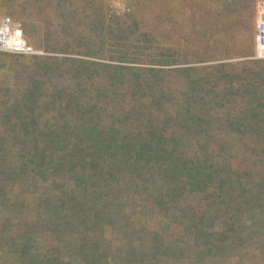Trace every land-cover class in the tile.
I'll use <instances>...</instances> for the list:
<instances>
[{"label": "trees", "instance_id": "1", "mask_svg": "<svg viewBox=\"0 0 264 264\" xmlns=\"http://www.w3.org/2000/svg\"><path fill=\"white\" fill-rule=\"evenodd\" d=\"M104 42L106 38L100 41L101 52ZM137 54H125L116 64L95 62L98 100L90 102L87 95L77 109L63 106L62 95L54 100V113L44 118L53 128L33 138L48 145L0 147V197L17 184L27 194L24 206H33L38 219L56 231L38 258L27 229L35 227H28L34 221L20 222L11 215L8 221H19L25 232L0 237V257H15L7 264H69L63 258L74 248L82 257L93 256L97 246L91 227L105 219L126 231L123 218L135 209L148 214L141 242L128 240L130 251L121 257L119 250L120 260L112 254L99 259L102 263L79 264H163L164 258L190 263L193 255L227 256L235 263L264 255V145L242 142L247 134L261 139L264 118L223 113L222 96L217 100L220 113L213 115L207 112V99L168 100L155 79L158 70L132 63ZM151 55L156 56H146ZM88 70L83 69L90 79ZM58 87L54 93L69 94L72 102L73 91ZM35 99L37 106L39 97ZM61 108L72 112L59 116ZM39 116H32L34 123L39 124ZM20 121L26 123L22 116ZM70 138L73 145H56ZM9 195L0 200V214L10 209ZM184 238L191 246H179ZM117 249L124 252L123 243ZM138 252L142 261L128 259Z\"/></svg>", "mask_w": 264, "mask_h": 264}, {"label": "rangeland", "instance_id": "2", "mask_svg": "<svg viewBox=\"0 0 264 264\" xmlns=\"http://www.w3.org/2000/svg\"><path fill=\"white\" fill-rule=\"evenodd\" d=\"M256 1L0 0V23L8 17L11 25L21 29L27 42L37 51L25 54L0 49V147L48 145L49 142L33 138L40 139V134L53 128V124L44 118L54 113V100L62 95L66 101L63 106L74 105V109L88 96L90 102L98 100L95 62L116 64L128 53H140L135 56L133 64L158 70L155 79L161 81L167 90L163 96L168 100L207 99L211 101L207 112L213 115L220 113L217 100L222 96L223 113L246 116L254 113L264 118V91H260L264 90V60L254 57ZM104 38L105 51L101 52L100 41ZM153 52L155 57L146 56ZM86 68L90 70V79L83 71ZM61 84L67 86L68 93L73 91L72 102L67 101L69 94L66 93V97L62 93H54ZM36 97H39L37 106ZM19 102L24 107L15 109L13 104ZM195 111L200 110L196 108ZM70 112L72 109L65 108L56 111L59 116ZM36 113L41 116L39 124L32 120ZM21 116L26 123L21 124ZM261 127L263 132L264 123ZM258 131L259 127L253 132ZM260 136L261 139L257 140L254 135L247 134L242 142L244 145L263 146L264 133ZM70 139L56 145H73V138ZM7 189L8 194L0 200L8 199L9 194L13 197L9 202L10 209L0 214V237L11 239L25 232V229L21 231L19 221H8L11 215L17 216L20 222L31 219L35 224L28 227H35L27 228L30 241L38 247V258L43 257L41 253L48 250L52 232L56 231L47 227L46 221L38 219L32 212L33 206H24L23 196L27 194H22L17 184ZM21 204L23 212L20 211ZM147 217V213L138 209L129 212L128 217L123 218L128 227L126 231L119 222L98 221L90 230L94 236L91 241L97 246L94 255L82 257L84 253L74 248L63 259H68L69 264L102 263L99 259L115 254L114 259L120 260L117 256L119 250H122L121 257L125 251H130L128 240L142 241ZM119 218L114 216V220ZM20 226L26 228L22 223ZM70 242L75 243L73 239ZM122 243L124 252L117 249ZM178 244L186 248L191 246V240L184 238ZM141 254L138 252L137 257L128 259L142 261ZM47 256L50 258L51 252ZM226 257L193 255L190 263L182 258H164L161 262L264 263L263 254L261 258L246 256L234 259L235 263ZM11 258L15 257H0V264H7Z\"/></svg>", "mask_w": 264, "mask_h": 264}, {"label": "built area", "instance_id": "3", "mask_svg": "<svg viewBox=\"0 0 264 264\" xmlns=\"http://www.w3.org/2000/svg\"><path fill=\"white\" fill-rule=\"evenodd\" d=\"M0 49L33 54L37 51L27 42L21 29L14 28L7 17L0 23ZM254 57L264 60V0L256 1Z\"/></svg>", "mask_w": 264, "mask_h": 264}]
</instances>
